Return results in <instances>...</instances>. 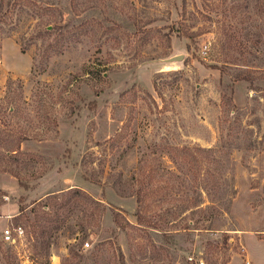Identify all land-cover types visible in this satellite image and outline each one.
Listing matches in <instances>:
<instances>
[{
  "label": "rangeland",
  "instance_id": "1",
  "mask_svg": "<svg viewBox=\"0 0 264 264\" xmlns=\"http://www.w3.org/2000/svg\"><path fill=\"white\" fill-rule=\"evenodd\" d=\"M0 60V264H264V0H0Z\"/></svg>",
  "mask_w": 264,
  "mask_h": 264
},
{
  "label": "built area",
  "instance_id": "2",
  "mask_svg": "<svg viewBox=\"0 0 264 264\" xmlns=\"http://www.w3.org/2000/svg\"><path fill=\"white\" fill-rule=\"evenodd\" d=\"M0 64H1V60H0ZM23 233H24V229L21 226L15 229L9 227L3 231L2 237L5 242L13 243L16 241L17 237H20L21 235H23ZM86 246H89V244L87 243Z\"/></svg>",
  "mask_w": 264,
  "mask_h": 264
},
{
  "label": "water",
  "instance_id": "3",
  "mask_svg": "<svg viewBox=\"0 0 264 264\" xmlns=\"http://www.w3.org/2000/svg\"><path fill=\"white\" fill-rule=\"evenodd\" d=\"M177 59H180V57L179 56H175V57H172V58H170V59H167L166 61H175V60H177Z\"/></svg>",
  "mask_w": 264,
  "mask_h": 264
},
{
  "label": "trees",
  "instance_id": "4",
  "mask_svg": "<svg viewBox=\"0 0 264 264\" xmlns=\"http://www.w3.org/2000/svg\"><path fill=\"white\" fill-rule=\"evenodd\" d=\"M25 209V207H21V211H23ZM61 227H58V230L60 229Z\"/></svg>",
  "mask_w": 264,
  "mask_h": 264
}]
</instances>
